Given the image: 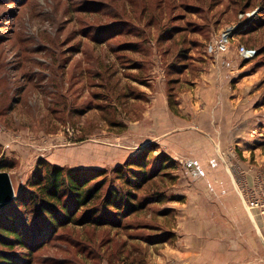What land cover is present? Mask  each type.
<instances>
[{
    "label": "rangeland",
    "instance_id": "1",
    "mask_svg": "<svg viewBox=\"0 0 264 264\" xmlns=\"http://www.w3.org/2000/svg\"><path fill=\"white\" fill-rule=\"evenodd\" d=\"M40 166L102 174L133 208L95 242L66 227L16 247L18 264H191L200 234L240 251L229 264H264V0H0V172L18 198Z\"/></svg>",
    "mask_w": 264,
    "mask_h": 264
},
{
    "label": "trees",
    "instance_id": "2",
    "mask_svg": "<svg viewBox=\"0 0 264 264\" xmlns=\"http://www.w3.org/2000/svg\"><path fill=\"white\" fill-rule=\"evenodd\" d=\"M82 37L97 45L109 42V38L102 39V34H83ZM150 155L146 162L153 159ZM143 160L142 157L140 162L130 163L127 178L121 177L127 185L137 187L147 179ZM170 162L168 160L163 167ZM39 169V174L29 184V190L13 201L14 211L9 210L3 217L2 222L6 223H0V241L10 250L0 254V264H18L12 258L11 250L22 247L30 255L35 243L52 240L66 227L88 228L78 237L95 242L91 229L115 225L121 220L120 210L127 206L133 208L128 197L130 194H125L123 189H112L104 194L107 182L99 179L102 174L66 170L59 166H40ZM20 206L24 207V212ZM18 218L23 219L22 222L18 223ZM37 247L40 249L41 246Z\"/></svg>",
    "mask_w": 264,
    "mask_h": 264
},
{
    "label": "crops",
    "instance_id": "3",
    "mask_svg": "<svg viewBox=\"0 0 264 264\" xmlns=\"http://www.w3.org/2000/svg\"><path fill=\"white\" fill-rule=\"evenodd\" d=\"M236 219L238 221L244 222L245 217L239 214L236 217ZM244 224H240V227H243ZM199 225H200V228L196 231L203 232L204 230L207 229L206 224L204 222H201ZM240 231H242V229ZM208 237L209 236H205V235L200 234V235L194 236V238H190V240L188 241L189 247L187 248V252L184 255V257L186 260H189V262L191 264L192 263L193 264H211V263L215 264L214 263L215 262L214 256L219 251L224 252L226 254V256L225 257L224 256L216 257L218 259L217 261L219 262L217 264H225L226 261H224V259H228L229 260V261L227 260L228 263H230V260H232V261L238 260L239 261V259H242L241 258L242 254H240V251H237L234 248H230L231 247L230 244H227V243L222 244V245H224V248H217V249L212 244L206 245L205 243L207 242V239L209 240V238H210V237L209 238ZM259 248L260 247H258V251H260ZM213 249H216V250L214 251ZM228 252H230V254ZM231 256H233L234 259ZM219 257H223V258L220 260ZM230 258H232V259H230Z\"/></svg>",
    "mask_w": 264,
    "mask_h": 264
},
{
    "label": "built area",
    "instance_id": "4",
    "mask_svg": "<svg viewBox=\"0 0 264 264\" xmlns=\"http://www.w3.org/2000/svg\"><path fill=\"white\" fill-rule=\"evenodd\" d=\"M233 33V28L224 32L220 39H218L216 42L210 44L209 50L210 52L214 54H220V53H225L229 50V43H230V38ZM240 53L241 55H244L245 58H251L254 56L255 52L246 49L244 46H241L240 48ZM259 202L258 201H252L251 206L252 208L258 207Z\"/></svg>",
    "mask_w": 264,
    "mask_h": 264
},
{
    "label": "water",
    "instance_id": "5",
    "mask_svg": "<svg viewBox=\"0 0 264 264\" xmlns=\"http://www.w3.org/2000/svg\"><path fill=\"white\" fill-rule=\"evenodd\" d=\"M16 198L15 190L7 172H0V209Z\"/></svg>",
    "mask_w": 264,
    "mask_h": 264
},
{
    "label": "bare ground",
    "instance_id": "6",
    "mask_svg": "<svg viewBox=\"0 0 264 264\" xmlns=\"http://www.w3.org/2000/svg\"><path fill=\"white\" fill-rule=\"evenodd\" d=\"M244 243H245V242H244ZM242 244H243V242H242ZM256 246H257V245H256ZM227 260H228V259H224V261H226L225 264H229V263L227 262ZM228 261H229V260H228ZM206 262H207V261H206ZM211 264H212V263H211Z\"/></svg>",
    "mask_w": 264,
    "mask_h": 264
}]
</instances>
